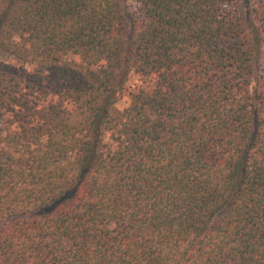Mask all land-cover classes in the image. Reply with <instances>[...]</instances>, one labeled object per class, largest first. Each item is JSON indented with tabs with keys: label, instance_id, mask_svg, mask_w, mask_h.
Instances as JSON below:
<instances>
[{
	"label": "trees",
	"instance_id": "obj_1",
	"mask_svg": "<svg viewBox=\"0 0 264 264\" xmlns=\"http://www.w3.org/2000/svg\"><path fill=\"white\" fill-rule=\"evenodd\" d=\"M263 45L264 0H0V264H264Z\"/></svg>",
	"mask_w": 264,
	"mask_h": 264
},
{
	"label": "rangeland",
	"instance_id": "obj_2",
	"mask_svg": "<svg viewBox=\"0 0 264 264\" xmlns=\"http://www.w3.org/2000/svg\"><path fill=\"white\" fill-rule=\"evenodd\" d=\"M128 10L130 12H133L135 10V4L130 2L128 4ZM226 12L230 17L233 18H240L243 21H245V7L244 3L238 2L236 5H230L225 8ZM245 24V22H244ZM243 24V25H244ZM247 28L246 32H250V35L258 34L259 36L262 35V32L258 29L252 28L249 30V27L247 25L245 26ZM247 34V33H246ZM0 61L5 63H14L17 65V62L14 60L12 56H9L3 52L0 51ZM260 70L264 72V45L262 46L261 56H260ZM141 80L138 75L134 73H129L126 77L125 85L122 89L117 91V101L113 106V109L111 111L112 115L114 117L118 116L129 104L130 101V94L133 92L137 86L141 85ZM63 245L65 247H68V243L66 241L63 242Z\"/></svg>",
	"mask_w": 264,
	"mask_h": 264
}]
</instances>
